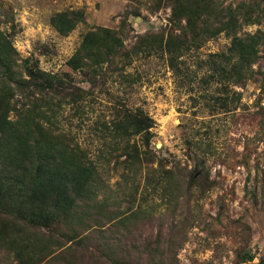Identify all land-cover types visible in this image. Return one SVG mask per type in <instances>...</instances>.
Segmentation results:
<instances>
[{
    "label": "trees",
    "instance_id": "obj_1",
    "mask_svg": "<svg viewBox=\"0 0 264 264\" xmlns=\"http://www.w3.org/2000/svg\"><path fill=\"white\" fill-rule=\"evenodd\" d=\"M171 1L172 28L160 40L148 38L147 49H160L167 55L174 75L182 83L192 84L196 76L182 58L211 39L228 37L227 51L210 54L199 66L205 71L200 82L207 92L213 86L218 88L217 94H210V107L236 110L241 96L236 87H244L253 78V67L264 46V30L242 32L255 25L264 28V0L227 8L213 0ZM13 19L0 12V261L10 258L16 264H168L166 256L179 244L181 224L189 220L188 209L180 223L173 222V239L164 238L161 226L156 239L143 246L138 233L156 215L147 208L134 209L131 203L138 192L155 191L170 197L175 209L181 195L189 201L197 194L195 188L202 194L210 190L214 185L209 175L187 180L181 170L167 168L151 148L155 121L143 109L125 104L115 108L111 120L102 123L99 129L104 149L96 159L92 158L90 150L61 128L62 110L79 104L84 93L76 91L67 76L40 68L35 74L28 69V78L23 76L13 40ZM85 22L83 9L61 11L50 20L62 37H68ZM5 23L11 24L10 32L3 29ZM123 55L131 56L123 39L114 30L99 27L85 34L68 65L75 71L98 74ZM31 90L39 97L32 96ZM17 96L22 97L20 107ZM112 164L115 169H125L122 188L128 190L131 199L125 210L108 212L107 200L102 202L99 197L104 198L108 190L102 171ZM141 176L144 183L138 180ZM107 225L110 226L103 229ZM79 228L82 230L78 234ZM121 229L125 233H119ZM69 242L73 245L67 247ZM70 248L76 255L63 260ZM254 260L255 256L246 251L240 263Z\"/></svg>",
    "mask_w": 264,
    "mask_h": 264
},
{
    "label": "rangeland",
    "instance_id": "obj_2",
    "mask_svg": "<svg viewBox=\"0 0 264 264\" xmlns=\"http://www.w3.org/2000/svg\"><path fill=\"white\" fill-rule=\"evenodd\" d=\"M213 1L227 8L250 0ZM171 4V0H0V12L14 18L13 40L24 77L28 78V69L35 74L36 68H40L67 76L75 90L84 93L79 104L62 110L61 128L90 150L92 158L96 159L104 149L99 129L102 123L111 120L115 108L125 104L143 109L155 121L151 148L167 168L181 170L187 180L209 175L214 186L204 194L195 188L197 194L189 201L181 195L175 209L171 198L160 192L136 194L131 203L135 204L133 208H147L151 215H156L138 233L143 246L156 239L161 226L164 238L173 239V222L180 223L188 209L189 220L181 224L179 244L166 256L168 264H241L246 251L255 256L249 264H262L264 46L253 67V78L244 87H236L241 94L236 110L210 107V94H217L218 88L213 86L208 92L203 89L200 79L205 71L199 66L210 54L226 52L230 39L220 35L200 49L189 51L182 59L196 81L182 83L170 69L167 55L160 49L150 51L145 45L148 38L160 40L167 36L173 25ZM77 9L85 10L86 22L68 37L60 36L51 26V17ZM99 27L114 30L123 39L130 58L123 55L98 74L73 70L68 61L80 48L85 34ZM3 29L10 32L12 26L5 23ZM258 29L264 30L255 25L245 27L242 34H253ZM30 93L39 97L36 91ZM16 100L20 107L22 97L17 96ZM124 173V168L115 169L113 164L102 171L108 190L99 200H107L108 212L129 206L131 197L122 188ZM138 180L144 183L143 176ZM200 195L202 199L198 198ZM81 230L78 229V234ZM119 233L125 231L121 229ZM72 245L69 242L67 247ZM83 249L80 252L84 255ZM63 250L58 252V260ZM73 255L76 254L70 248V254L63 260L68 261ZM0 264L16 263L4 258Z\"/></svg>",
    "mask_w": 264,
    "mask_h": 264
}]
</instances>
